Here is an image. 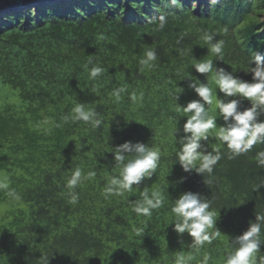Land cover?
<instances>
[{
    "label": "trees",
    "instance_id": "16d2710c",
    "mask_svg": "<svg viewBox=\"0 0 264 264\" xmlns=\"http://www.w3.org/2000/svg\"><path fill=\"white\" fill-rule=\"evenodd\" d=\"M193 1L183 0L177 9L166 0H73L0 13V90L8 87L22 102L0 110V183L21 197L15 201L0 191V206L11 208L0 223V264H41V258L48 264H174L180 253H192L186 264H199L205 253L209 264H220L226 246L194 253L175 243L170 209L179 195L198 192L212 201L217 227L228 233L226 245L256 213L264 214V168L254 159L264 144L229 159L226 146L210 133L209 150L225 153L210 186L194 171L185 173L175 157L188 118L177 108L199 99L188 87L191 80L228 99L193 64L211 59L214 67L251 82L249 59L256 51L264 54V0H202L200 15ZM161 13L167 24L157 30L159 21L148 18ZM205 32L225 42L223 60L208 52ZM148 49L157 60L141 73L138 61ZM89 59L105 69L96 80L84 69ZM122 85L128 91L117 104L109 93ZM133 91L143 93L135 104L128 98ZM76 103L94 108L102 126L63 124ZM250 106L244 100L241 110ZM210 114L218 130L224 122L214 105ZM125 141L158 147L160 164L132 192L105 199L107 177L118 174L110 151ZM77 166L97 176L77 188L79 203L69 205L64 185ZM144 190L160 191L164 200L149 217L131 209Z\"/></svg>",
    "mask_w": 264,
    "mask_h": 264
},
{
    "label": "clouds",
    "instance_id": "9594fccd",
    "mask_svg": "<svg viewBox=\"0 0 264 264\" xmlns=\"http://www.w3.org/2000/svg\"><path fill=\"white\" fill-rule=\"evenodd\" d=\"M167 5L182 9L183 0H166ZM216 3V0H210ZM158 20L157 30H163L167 24V17L163 13L158 17H149L148 22ZM201 39L208 45V52L223 60L225 42L216 40L215 34L205 32ZM157 60V52L148 49L139 59V72L146 67H154ZM251 82L243 80L223 67H214L213 60L206 59L193 64L199 74H213L212 79L225 98H216L213 89L208 83L199 79L191 80L188 87L191 88L199 99L192 100L186 106L177 108L188 115L183 125L182 135L177 138L179 148L175 153L176 163L185 173H192L204 177V183L210 186L213 182L215 166L221 161L225 153L218 147L209 150V136L214 134L215 140L226 146L229 159H235L249 153L254 146L264 144V54L254 52L250 59ZM89 79L96 80L105 69L89 59L84 65ZM94 91V90H93ZM127 87L121 86L109 93V98L119 104L122 93H126ZM128 98L135 104L143 99V93L139 96L135 91L128 93ZM177 98V97H176ZM244 100L250 102V107L241 110ZM213 105L222 117L223 125L217 130V117L210 114ZM63 124H79L83 122L92 129H97L104 123L100 114L84 103H76L70 111L62 116ZM62 126L60 124L57 125ZM180 130H177V133ZM114 153V167L118 170L117 175L107 177L102 195L105 199L112 196L123 197L125 193L133 191V186H140L146 179L156 173L161 160V151L158 147L150 146L144 142L125 141L112 147ZM255 162L258 167L264 168V150L256 153ZM97 176L95 170L84 172L82 167L77 166L67 178L64 187L67 189V203L77 205L80 193L77 188L84 181H92ZM0 191L15 201L21 199L15 189L8 184L0 183ZM131 203V209L137 216L149 217L153 210L163 206L164 200L160 191L147 190L140 193V198ZM174 216L173 230L182 238L187 233L191 237L188 247L194 253H199L204 246L211 245L213 241L221 238V231L217 227L216 213L212 208V201L201 193L186 191L179 195L170 209ZM264 214L256 213L255 221H250L249 227L242 234L233 237L225 249L224 264H264V254L261 248L264 246ZM181 243L183 240L181 239ZM192 253L187 257L183 253L177 254L174 264H186L193 259ZM211 256L205 253L199 264H209ZM41 264H48L46 259L41 258Z\"/></svg>",
    "mask_w": 264,
    "mask_h": 264
},
{
    "label": "rangeland",
    "instance_id": "374dc122",
    "mask_svg": "<svg viewBox=\"0 0 264 264\" xmlns=\"http://www.w3.org/2000/svg\"><path fill=\"white\" fill-rule=\"evenodd\" d=\"M188 3V0H186ZM41 3H38L37 6H41ZM65 4H61L59 6H64ZM189 5V3H188ZM205 2L202 0H195L192 2V10L196 15H200L202 12H204L205 10ZM15 13V12H14ZM12 13V14H14ZM1 17V15H0ZM210 77L213 76V74H209ZM22 105L21 99L18 96V94L14 91L9 90L8 87H3L0 90V110H4L5 107L7 106H14V107H20ZM155 133H157V135H161L163 134L162 130H155ZM182 181V180H181ZM11 210L10 206H0V223L2 222V220L8 215V212ZM221 231V238L213 241V243L211 245H205L204 248H202V251L205 252H212L214 250H216V247L213 246V244H219L218 248H222L224 246H226L227 242H228V233H226L223 229L219 228ZM181 239L183 240V243H181ZM177 245L181 244L185 249L189 248L188 245L191 243V237L188 236L187 233L183 234V237L181 238L180 236L177 237L176 242ZM190 249V248H189ZM224 262H220V264H222Z\"/></svg>",
    "mask_w": 264,
    "mask_h": 264
},
{
    "label": "water",
    "instance_id": "95a60500",
    "mask_svg": "<svg viewBox=\"0 0 264 264\" xmlns=\"http://www.w3.org/2000/svg\"><path fill=\"white\" fill-rule=\"evenodd\" d=\"M73 0H0V13L2 12H15L23 6L34 7L38 3L41 4H68Z\"/></svg>",
    "mask_w": 264,
    "mask_h": 264
}]
</instances>
